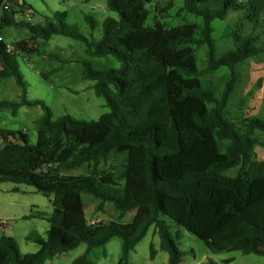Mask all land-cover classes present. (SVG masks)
I'll return each instance as SVG.
<instances>
[{"label":"trees","instance_id":"16d2710c","mask_svg":"<svg viewBox=\"0 0 264 264\" xmlns=\"http://www.w3.org/2000/svg\"><path fill=\"white\" fill-rule=\"evenodd\" d=\"M106 6L117 18L84 14L91 30L101 28L98 40L67 24L66 11H54V20L44 24L16 21L14 7L2 14L0 34L16 25L27 27L30 36L12 43L11 52L0 40V80L14 77L20 87L19 100H0V108L15 113L24 105H40L43 113L35 143L21 130L0 127V183L31 185L52 195V210L45 217L44 237L26 235L38 245L35 252L21 253L13 238L0 237V264H44L80 244L85 251L71 264H94L88 254L113 238L120 241L116 264H131L130 252L151 226L167 253L166 264H182L183 252L165 218L203 241L211 253L264 256V159L255 154L256 146H264V97L256 114L227 111L241 80L239 66L264 55L258 42L264 36V0H181L180 9L200 21L171 27L162 20L174 0H106ZM24 8L31 6L23 0ZM230 13L236 22L223 26L221 37L229 44L218 54L211 22ZM244 25L246 33L240 30ZM53 35L83 42L90 56L118 60L117 68L103 70L82 62V78L93 81L95 95L110 109L98 119L53 118L43 102L26 98L16 56L38 53L35 41ZM199 46H205L203 69L194 55ZM219 67L228 74L217 94L202 77ZM83 167L84 173H71ZM234 167L235 176L225 174ZM83 194L97 200V210L111 203L115 220L87 221ZM130 210H136L134 221L122 222Z\"/></svg>","mask_w":264,"mask_h":264},{"label":"rangeland","instance_id":"374dc122","mask_svg":"<svg viewBox=\"0 0 264 264\" xmlns=\"http://www.w3.org/2000/svg\"><path fill=\"white\" fill-rule=\"evenodd\" d=\"M33 11L32 22L44 24L46 19L54 20V11H66V23L73 25L88 38L98 40L101 28L91 30L84 19L85 13L102 20L109 16L117 18V13L108 10L106 0H24ZM181 0H174V6L169 11V17L162 20L166 27L187 22H199L200 17L186 13L180 9ZM264 19V13L262 15ZM226 20V22H225ZM151 17L148 22L151 23ZM236 22L235 13H230L228 19H215L211 22L213 38L218 54L228 46V40L221 37L225 23ZM244 33L249 27H240ZM1 35L7 44L28 38L30 32L25 26H6ZM258 42L264 47V36ZM38 53L19 54L16 56L18 69L26 83V98L38 100L47 105L53 118L62 114H69L77 119L95 120L110 111L104 97L97 96L92 88L93 81L83 79L84 61L94 69L117 68L118 60L112 55L102 57L90 56L85 51L83 42L63 36L53 35L49 39H37ZM194 55L199 69H203L206 62L205 46L194 48ZM263 55V54H262ZM247 59L239 66L241 80L229 97L228 115H251L259 110L264 97V55ZM228 74L226 67H219L215 71L202 77L203 83L213 88L217 94L221 93L223 81ZM20 87L14 77L0 80V100H19ZM40 105L21 106L15 113L10 109L0 108V127L21 130L27 134L30 143L36 141L37 120L42 115ZM264 142V135H260ZM256 158L264 159V146H256ZM86 167L71 171L73 174L84 173ZM238 168L234 167L225 172L228 176H235ZM86 219L89 222H108L115 220L114 207L106 202L102 210L96 209L97 200L86 194L82 195ZM52 195L46 197L37 192L31 185L15 184L8 181L0 183V237H11L17 243L21 253H31L38 249V245L26 238L30 232L41 236L46 235L49 226L46 216L51 213ZM136 210L128 211L122 222L134 221ZM176 246L183 252L182 264H200L207 259L222 264L227 258H234L230 264H264V256L256 254H242L238 251H224L211 253L203 241L198 239L183 227L165 218ZM151 226L145 236L136 244L129 254L131 264H166L167 253L160 249L159 238ZM150 246L154 249L151 257ZM85 244L53 257L44 264H71L72 260L84 253ZM120 241L113 238L104 247H95L88 254L94 264H116L119 258ZM103 250L106 255H103Z\"/></svg>","mask_w":264,"mask_h":264},{"label":"built area","instance_id":"2783aa9c","mask_svg":"<svg viewBox=\"0 0 264 264\" xmlns=\"http://www.w3.org/2000/svg\"><path fill=\"white\" fill-rule=\"evenodd\" d=\"M21 5H23V0H2L0 3V22L3 12L10 11L11 7L15 8L12 16L16 21H20V20L31 21L33 17L32 9L30 8L20 9ZM2 39L3 37L0 34V40ZM6 49L7 51L11 52L13 50V46L11 44H7Z\"/></svg>","mask_w":264,"mask_h":264},{"label":"crops","instance_id":"0c3cea01","mask_svg":"<svg viewBox=\"0 0 264 264\" xmlns=\"http://www.w3.org/2000/svg\"><path fill=\"white\" fill-rule=\"evenodd\" d=\"M227 259H232V261L234 260V258H227ZM227 259H224V260H227ZM224 260H223V261H224ZM229 264H230V263H229Z\"/></svg>","mask_w":264,"mask_h":264}]
</instances>
